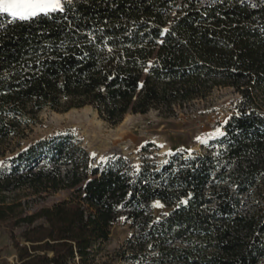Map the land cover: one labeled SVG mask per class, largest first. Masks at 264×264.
<instances>
[{
    "label": "trees",
    "instance_id": "trees-1",
    "mask_svg": "<svg viewBox=\"0 0 264 264\" xmlns=\"http://www.w3.org/2000/svg\"><path fill=\"white\" fill-rule=\"evenodd\" d=\"M177 2L72 0L63 13L28 22L0 14V156L45 108L90 106L116 124L128 113H172L216 87L241 95L205 152L160 165L136 168L116 156L92 167L68 138L12 157L0 191L72 190L31 214L0 195V223L26 226L16 264H96L95 245L120 221L136 230L116 251L130 264H264V210L243 199L264 181V0ZM37 156L56 165L37 166ZM155 201L168 208L159 219Z\"/></svg>",
    "mask_w": 264,
    "mask_h": 264
},
{
    "label": "rangeland",
    "instance_id": "rangeland-1",
    "mask_svg": "<svg viewBox=\"0 0 264 264\" xmlns=\"http://www.w3.org/2000/svg\"><path fill=\"white\" fill-rule=\"evenodd\" d=\"M208 0H200L205 2ZM177 5L181 6V0ZM175 11V10H174ZM241 95L233 87H216L203 99L192 100L182 107H176L172 113L150 110L145 114L128 113L116 124L110 123L90 106L71 108L67 111L43 109L31 130L22 138L13 137L4 143V156H0V171L8 174L12 157L41 141L68 138L75 146L82 147L89 156L92 167L103 165L108 159L122 156L139 168L145 161L164 163L176 153H202L208 149L211 141L220 139L225 131L223 126L231 116L237 113ZM259 107L264 111V96L258 97ZM217 129L222 135H216ZM120 139V140H119ZM122 140V141H121ZM37 156L38 165L51 168L55 166L49 157L45 160ZM79 160L81 156L76 155ZM37 166L34 168L36 170ZM24 165L17 173H24ZM66 165H61L64 170ZM72 190L61 189L57 192H33L23 186L18 189L0 191L6 202H22L24 214H31L42 207L69 200ZM264 181L243 195L247 207L251 210H264ZM152 204V214L156 219L168 212L163 207ZM26 226H14L9 219L0 223V264L18 262L16 242L25 243L21 237ZM135 228L117 222L110 227L109 240L96 244L94 262L96 264H130L117 255L125 241L135 233ZM264 263V258H263Z\"/></svg>",
    "mask_w": 264,
    "mask_h": 264
},
{
    "label": "snow or ice",
    "instance_id": "snow-or-ice-1",
    "mask_svg": "<svg viewBox=\"0 0 264 264\" xmlns=\"http://www.w3.org/2000/svg\"><path fill=\"white\" fill-rule=\"evenodd\" d=\"M71 3L72 0H0V14H7L12 18L13 22L16 20L28 22L40 16L49 17L57 12L63 13L66 10L65 4L70 5ZM167 31L168 29L165 28L164 32ZM222 134L217 129L216 135ZM181 203L186 204L187 200H182ZM154 206L163 207L158 201Z\"/></svg>",
    "mask_w": 264,
    "mask_h": 264
},
{
    "label": "bare ground",
    "instance_id": "bare-ground-1",
    "mask_svg": "<svg viewBox=\"0 0 264 264\" xmlns=\"http://www.w3.org/2000/svg\"><path fill=\"white\" fill-rule=\"evenodd\" d=\"M120 140V139H119ZM122 141V140H121Z\"/></svg>",
    "mask_w": 264,
    "mask_h": 264
}]
</instances>
